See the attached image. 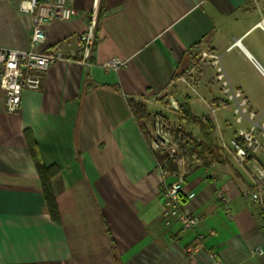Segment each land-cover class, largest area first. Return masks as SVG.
<instances>
[{
    "label": "crops",
    "instance_id": "crops-1",
    "mask_svg": "<svg viewBox=\"0 0 264 264\" xmlns=\"http://www.w3.org/2000/svg\"><path fill=\"white\" fill-rule=\"evenodd\" d=\"M18 2L0 0V49H29L30 17ZM70 5L71 20L47 22L38 47L59 50L66 61L46 72L39 90L23 91L14 113L6 112L0 90V264H212V255L217 264H264V216L249 198L250 166L239 165L221 145L255 126L261 148L254 162L264 169V30L258 25L264 0ZM91 19L96 37L92 64L85 67L79 37ZM202 52L218 57L228 88L240 97L228 100L207 63L191 74L194 85L177 83L178 71H193ZM113 59L121 65L103 67ZM168 96L195 118L209 120L217 150L206 158L191 155L178 167L183 191L194 194L182 210L199 219L186 233L164 224L160 187L173 178L157 169L130 108L141 104L149 118L162 114L202 141L198 125L165 109ZM242 101L246 113L237 123ZM26 133L41 164L57 169L50 180L55 218ZM255 248L263 254L254 255Z\"/></svg>",
    "mask_w": 264,
    "mask_h": 264
},
{
    "label": "built area",
    "instance_id": "built-area-1",
    "mask_svg": "<svg viewBox=\"0 0 264 264\" xmlns=\"http://www.w3.org/2000/svg\"><path fill=\"white\" fill-rule=\"evenodd\" d=\"M18 10L30 17L31 34L29 49L27 51L0 49V90L3 93L4 106L7 113H14L20 105L21 94L25 90L37 91L41 86L42 79L46 72L56 64L65 62L66 59L59 50L48 52L38 51V47L44 42V25L52 20L63 22L70 21L74 12L70 5V0H19ZM258 25L264 30V19ZM96 37V23L91 19L85 31L79 37L81 56L79 63L85 67L91 66L93 48ZM201 64H209L215 67V79L222 82L224 93L228 100L240 97L239 93L232 92L219 65V59L208 52H202ZM121 62L116 59L110 60L103 65L106 69H116ZM199 65V64H198ZM186 72L179 80L192 86L196 82V77ZM246 103L242 101L237 105L235 114L236 122L239 123L246 113ZM165 109L173 113H180L179 105L176 100L168 96ZM253 114L249 113L252 119ZM168 118L162 114L152 116L151 122V149L154 154L162 158L156 160V167L163 177L171 176L170 183L163 182L160 187L162 197L163 213L162 219L166 226L174 223L179 226L181 233L192 231L199 222L198 217L188 215L183 212L182 207L185 202L194 198V194L185 193L184 176L179 173L178 167L184 165L189 156L191 140L173 130ZM255 126L248 130L240 129L228 143L221 142L223 148H229L234 160L239 165H249L252 175V185L249 191V198L264 216V169L254 162V156L259 152L261 145L255 131ZM264 137V133H262ZM170 166L173 167L170 170ZM225 214L229 220L232 215L227 209ZM199 242L201 236H197ZM254 255H262L263 250L255 248ZM212 264L215 263V255L211 256Z\"/></svg>",
    "mask_w": 264,
    "mask_h": 264
},
{
    "label": "trees",
    "instance_id": "trees-1",
    "mask_svg": "<svg viewBox=\"0 0 264 264\" xmlns=\"http://www.w3.org/2000/svg\"><path fill=\"white\" fill-rule=\"evenodd\" d=\"M185 70L186 68H181L178 71V74H176V78L183 76L186 72ZM192 70L194 74L201 73V68L198 64ZM130 108L132 110L133 115L136 118V121L141 131L143 132L144 136L148 138L147 130H145L146 129L145 121H148L149 114L147 113L145 107L141 104L132 102L130 104ZM180 119L188 124L198 125L201 137L203 139L201 141L196 138H193L188 133L184 132L180 128H177L178 131L181 132L182 135L188 134V137L186 138H189L191 140L192 147L190 148L189 156L191 155L198 156L199 158H201V156H204L206 158V157L211 156L213 151L214 153L217 152L215 148V140L213 142V138H212L213 126L211 125L209 120H202V119L195 118L191 114L189 108L186 105H180ZM25 135H26V139L28 142V147H29L32 160L34 162L35 168L37 170V173L40 179L41 189H42L43 196L46 201L50 216L52 218H55L57 216V210H56V203L54 200V196H53L51 186H50V180L57 173V169L54 167L45 168L41 164L36 148H35V145H34V142L32 141L29 134L26 133ZM154 156L156 160L162 159L158 157V155L156 154H154ZM171 168L173 169V167L170 166V170H172Z\"/></svg>",
    "mask_w": 264,
    "mask_h": 264
},
{
    "label": "rangeland",
    "instance_id": "rangeland-1",
    "mask_svg": "<svg viewBox=\"0 0 264 264\" xmlns=\"http://www.w3.org/2000/svg\"><path fill=\"white\" fill-rule=\"evenodd\" d=\"M201 55L200 54H196V56L194 57V60H193V62H192V64H191V68L193 69L194 68V65H195V67L197 66V64H201V57H200ZM191 69V70H192ZM212 72L214 73V68H213V70H212ZM192 74L193 73V71H190V72H188V74ZM176 81H178L177 83H180V84H182L183 85V87H185L186 89H187V87H186V85L184 84V83H182L179 79L178 80H176ZM188 86V85H187ZM176 89H177V87H176ZM172 93V92H171ZM177 102V101H176ZM156 115V114H155ZM149 128L151 127V122H152V117L151 118H149ZM146 122V121H145ZM145 124H147V122L145 123ZM185 127L186 128H189L187 125H185ZM145 130H147V129H145ZM173 130L175 131V132H179L178 131V129L177 128H175V127H173ZM194 130L196 131V128H194ZM181 133V132H180ZM183 136L185 137V139H186V137H188V134L186 135H184L183 134ZM147 142L150 144V145H152V141H151V134L149 135L148 134V138H147ZM188 157H190V156H188ZM188 159V158H187Z\"/></svg>",
    "mask_w": 264,
    "mask_h": 264
}]
</instances>
